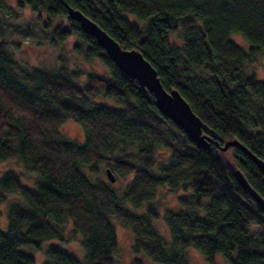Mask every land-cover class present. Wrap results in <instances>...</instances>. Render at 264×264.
Here are the masks:
<instances>
[{
	"label": "trees",
	"instance_id": "1",
	"mask_svg": "<svg viewBox=\"0 0 264 264\" xmlns=\"http://www.w3.org/2000/svg\"><path fill=\"white\" fill-rule=\"evenodd\" d=\"M15 3L38 18L43 15L52 42L75 35L81 43L75 53L97 59L108 76L89 73L79 84L77 72L64 66L26 68L0 43V162L16 158L37 176L32 187L11 170L0 178V205L8 193L23 200L7 205L0 264H35L21 251L25 246L42 252L43 264H116L115 222L131 232V253L156 264H188L187 247L207 264H215L216 254L225 264H264V213L232 172L239 169L263 199L264 175L240 150L218 149L235 139L264 162V81L247 71L259 55L264 57V0ZM64 4L121 48L141 53L162 87L176 89L200 119L212 137L210 149L196 147L163 117L152 95L67 17ZM171 34L178 45L170 42ZM232 34L246 42V50L230 39ZM96 96L113 98L119 107L96 105L91 102ZM67 120L83 128L82 143L61 134ZM101 164L115 179L128 180L123 190L98 178ZM160 188L176 195L177 209L162 212L168 241L154 226L157 207H142ZM68 227L82 239L81 260L62 247ZM49 241L57 245L44 247ZM140 263L139 256L131 260Z\"/></svg>",
	"mask_w": 264,
	"mask_h": 264
},
{
	"label": "rangeland",
	"instance_id": "2",
	"mask_svg": "<svg viewBox=\"0 0 264 264\" xmlns=\"http://www.w3.org/2000/svg\"><path fill=\"white\" fill-rule=\"evenodd\" d=\"M0 24L2 26V33L0 36V43H6V47L12 58L20 65L26 68H37L45 70H55L62 66L66 67L68 71H76L77 75L74 80L82 84L85 81L86 74H95L99 77H107L105 67L97 60H86L81 52L75 53V47L81 46L80 41L75 35H70L62 42H52L49 35V26L44 25V18L41 14L39 18L34 15L27 7L18 9L15 0H0ZM129 19L141 26L140 22H136L132 17ZM64 20V19H63ZM58 22V21H55ZM64 26V23H63ZM65 27V26H64ZM48 28V29H47ZM177 34V33H176ZM171 34L169 40L171 43L178 45L177 35ZM230 39L239 47L246 50V42L237 34H232ZM247 71L255 73L259 80L264 81V57L259 55L256 61L247 67ZM92 103L105 106L109 108H117L119 104L113 98H104L96 96L91 100ZM61 134L70 141L82 143L84 141L83 128L73 120H67L61 128ZM105 169L102 164L99 165L98 178L102 181L108 182L105 174ZM15 172L25 186L32 187L36 180L34 172L26 171L22 164L16 159L11 158L4 162H0V178L6 171ZM128 181V180H127ZM126 180L115 179L111 183L115 189L123 190L127 185ZM112 187V188H113ZM113 188V189H114ZM114 189V190H115ZM185 195L183 192L178 193V196ZM22 198L16 193H8L5 202L0 205V229L6 230V213L7 205L11 202H22ZM147 205L156 206L159 216L154 221V226L159 234L166 240H169V233L162 221V212L165 209L176 210V195H173L168 190L160 188L155 198L143 204V208ZM116 234V249L114 251V259L116 264H131L133 257H140V264H156L141 255H133L130 251L132 241L131 232L123 228L119 223L115 222ZM64 241L62 244L64 250L72 253L79 260L82 259L83 251L81 248V237L70 232V227L66 229ZM57 245L55 241H49L43 246ZM25 248V249H24ZM24 249V250H23ZM21 251L25 254L33 256L35 264H43L44 257L42 252H35L28 246L23 247ZM185 257L188 264H207L204 258L194 249L187 247L184 250ZM215 264H225L224 258L216 254L214 256Z\"/></svg>",
	"mask_w": 264,
	"mask_h": 264
},
{
	"label": "water",
	"instance_id": "3",
	"mask_svg": "<svg viewBox=\"0 0 264 264\" xmlns=\"http://www.w3.org/2000/svg\"><path fill=\"white\" fill-rule=\"evenodd\" d=\"M67 17L76 22L80 30L87 36L92 37L97 45L104 51L114 65L129 79L136 81L141 89H145L153 97V105L156 110L167 120L171 121L180 129L196 147L209 150L212 137L205 132L200 119L193 113L188 103L181 97L176 89L166 90L162 87L155 69L150 63L134 49H124L103 31L96 23L86 17L77 9L64 4ZM230 148H236L244 153L264 175V162L253 155L248 149L235 139H228L218 149L226 152ZM233 178L255 202L256 206L264 213V199L253 190L243 176L242 172L234 168ZM110 183L115 180L109 169L105 170Z\"/></svg>",
	"mask_w": 264,
	"mask_h": 264
}]
</instances>
